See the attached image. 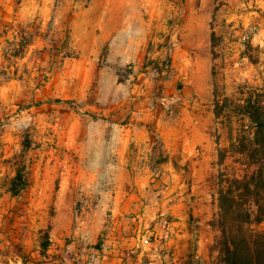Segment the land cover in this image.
I'll return each instance as SVG.
<instances>
[{
  "label": "rangeland",
  "instance_id": "obj_1",
  "mask_svg": "<svg viewBox=\"0 0 264 264\" xmlns=\"http://www.w3.org/2000/svg\"><path fill=\"white\" fill-rule=\"evenodd\" d=\"M255 89L264 0H0V264H219Z\"/></svg>",
  "mask_w": 264,
  "mask_h": 264
},
{
  "label": "trees",
  "instance_id": "obj_2",
  "mask_svg": "<svg viewBox=\"0 0 264 264\" xmlns=\"http://www.w3.org/2000/svg\"><path fill=\"white\" fill-rule=\"evenodd\" d=\"M236 106L231 144L220 148V235L215 248L219 264H264V94L255 89ZM216 112L219 117L218 101ZM230 156L237 164L232 171L225 165ZM27 184L19 169L13 179V193L17 195L19 186ZM43 247L48 249L49 243Z\"/></svg>",
  "mask_w": 264,
  "mask_h": 264
},
{
  "label": "built area",
  "instance_id": "obj_3",
  "mask_svg": "<svg viewBox=\"0 0 264 264\" xmlns=\"http://www.w3.org/2000/svg\"><path fill=\"white\" fill-rule=\"evenodd\" d=\"M142 245H148L150 243V238L143 236L141 239Z\"/></svg>",
  "mask_w": 264,
  "mask_h": 264
},
{
  "label": "crops",
  "instance_id": "obj_4",
  "mask_svg": "<svg viewBox=\"0 0 264 264\" xmlns=\"http://www.w3.org/2000/svg\"><path fill=\"white\" fill-rule=\"evenodd\" d=\"M106 257V256H105ZM107 258V257H106ZM96 261H99L98 264H110L109 261H106V260H100V256H97V260Z\"/></svg>",
  "mask_w": 264,
  "mask_h": 264
}]
</instances>
